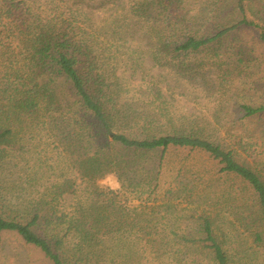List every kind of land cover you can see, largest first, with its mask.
Wrapping results in <instances>:
<instances>
[{"label":"rangeland","instance_id":"rangeland-1","mask_svg":"<svg viewBox=\"0 0 264 264\" xmlns=\"http://www.w3.org/2000/svg\"><path fill=\"white\" fill-rule=\"evenodd\" d=\"M237 3L238 0H0V73L8 64L9 49L19 56L23 51L20 46L29 45L28 40L38 32L50 30L62 13L60 20L77 18L75 26L92 36L99 30L102 57L118 58L112 64L120 105L128 104L143 112L154 109L157 125L163 126L165 132L193 130L232 150L239 162L258 170L264 178V114L246 117L241 111V105L264 106V42L257 31L239 27L201 52L179 56L173 52L172 44L186 36L206 38L221 26L237 24ZM248 12L254 20L264 18V0H252ZM168 44L170 48L165 47ZM136 123L121 125L120 130L136 136L135 131H130ZM41 130L34 140L24 142V152L20 153L17 146L0 164V186L5 189L4 195L9 194L5 203L11 206L10 202L16 203L19 198L31 200L26 194L27 177L32 175L33 166L39 168L46 162L42 166L49 174L46 183L68 178L72 184L76 182L66 200L60 201L61 212L74 216L82 204L80 213L93 220V208L104 209L115 230L125 234V242L115 251L111 250L115 242L109 240L105 245L110 247L108 251L98 249V264H172L155 262L149 251H164L173 239L172 232L194 230L195 219L206 210L214 217L217 233L235 263L264 264L263 253L238 222L241 205L234 207L223 195L218 167L208 155L171 149L161 160V152L149 154L137 169L145 184L142 188H122L115 174L104 175L93 184L87 179L77 181L80 162L86 159L77 141L68 139L67 132L55 124ZM147 175L157 178L158 188L151 196L140 195L148 190L146 184L151 179H146ZM188 258L213 264L201 252ZM0 264L52 263L17 234L5 232Z\"/></svg>","mask_w":264,"mask_h":264},{"label":"trees","instance_id":"trees-1","mask_svg":"<svg viewBox=\"0 0 264 264\" xmlns=\"http://www.w3.org/2000/svg\"><path fill=\"white\" fill-rule=\"evenodd\" d=\"M251 1L238 0L237 24L221 26L206 38L186 36L174 42L175 55L201 52L239 27L257 31L264 42V18L254 20L249 16ZM63 14L59 15L61 19ZM59 17L50 30L37 31L36 37L28 40L29 45L20 46L23 51L19 56L13 48L9 49L8 64L0 73V164L17 146L20 153L24 152V142L34 140L49 124L64 129L68 139L77 141L86 152L77 181L87 179L93 184L104 175L115 174L122 188L126 185L142 188L145 184L137 169L145 156L161 152L163 160L171 149L204 153L218 167L223 195L234 207L241 205L238 222L264 255V178L260 172L239 162L232 150L198 136L193 130L165 132L163 126L157 125L154 109L143 112L128 104L120 105V89L112 64L118 58L99 54V30L92 36L75 26L77 18L70 21ZM241 111L246 117L258 116L264 114V106L241 105ZM133 121L137 123L130 131H135L136 136L120 130L121 125ZM45 164L33 166L32 175L27 177L26 194L31 200L19 198V202L11 201V206H7L8 192L4 195L5 189L0 186V249L3 234L12 232L27 245L39 249L52 264H98L101 258L98 249L108 251L106 243L114 241L111 250L115 251L125 242V234L115 230L104 209L93 208V220L80 213L84 209L82 204L74 216L61 212L60 203L76 182L72 184L68 178L46 183L49 174L42 167ZM146 179H151L146 184L148 190L140 195L151 196L158 188L157 178L147 175ZM215 225L214 217L206 210L195 219L194 230L170 233L173 239L164 251L152 248L150 257L158 263L164 260L172 264H204L188 258L201 252L213 264L235 263Z\"/></svg>","mask_w":264,"mask_h":264}]
</instances>
